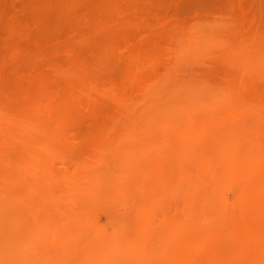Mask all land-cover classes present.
Returning <instances> with one entry per match:
<instances>
[{"label": "rangeland", "instance_id": "rangeland-1", "mask_svg": "<svg viewBox=\"0 0 264 264\" xmlns=\"http://www.w3.org/2000/svg\"><path fill=\"white\" fill-rule=\"evenodd\" d=\"M34 1L39 2L0 0V264H29L31 258L30 264L38 258L44 264H83L84 258L87 264H123L121 251L126 252L121 258L125 260H129L128 252H134V259L124 264H200L201 259L204 264L211 262L210 256L215 264H264V101L253 86L244 85L247 77H258L264 89V62L260 64L264 60V10L253 24L246 0H141V4L120 0L116 14L127 20L120 21L127 29L120 51L131 61L130 74L136 84L114 85L112 78H119L110 71L112 57L101 59L107 64L95 81L92 71L85 70L94 56L93 47L101 51L107 44L109 18L95 13V18L99 16L95 21L79 19L71 25L59 18L50 0L51 7H43V0L38 5ZM77 15L69 13L68 17ZM250 24L252 30L247 28ZM135 29L141 30V36ZM138 43L141 56L136 55ZM237 43L243 46L235 49ZM81 69L84 72L78 74ZM137 74L141 75L134 78ZM124 89L133 93L119 104ZM57 97L67 101L72 97L77 107L59 118L53 134L48 132L54 126L49 119ZM36 105L41 109H35ZM17 109L30 119L49 118L31 132L26 120L12 121ZM212 127L224 140H216ZM46 136L60 145L51 143L50 148L37 150ZM220 141H228L224 143L227 149L222 150ZM31 143L47 153L39 152L44 165L36 162L40 160L36 151V159L29 155ZM27 161L36 162L42 174L38 178L36 173L38 183L25 174L31 171ZM123 173L124 178H119ZM220 184L223 191L216 189ZM47 218L53 219L54 228L48 225L53 237L36 238L33 245L37 248L28 247L31 253L40 252L34 262L35 253L29 259L25 245L33 233L28 235L27 230L32 225L37 229L39 221L49 223ZM149 221L156 231L158 225L159 229L165 226L163 235L169 242L165 255L157 250L163 237L159 231L154 235ZM115 222L123 231L112 237L118 231L110 230ZM102 230L107 249L101 246ZM105 231L111 233L105 235ZM166 231L173 234L172 240H167ZM98 240L100 247L93 244ZM115 241L121 243L119 247ZM91 244L104 248L100 252L95 247L92 253L104 252L106 258L101 255L96 260L91 253L86 260L90 254L85 247Z\"/></svg>", "mask_w": 264, "mask_h": 264}, {"label": "bare ground", "instance_id": "bare-ground-1", "mask_svg": "<svg viewBox=\"0 0 264 264\" xmlns=\"http://www.w3.org/2000/svg\"><path fill=\"white\" fill-rule=\"evenodd\" d=\"M44 1V5H42L43 7L45 6V5H49L50 6V3H48L47 2V0H43ZM55 1V2H54ZM122 1H124V0H122ZM121 1V2H122ZM127 1V0H126ZM134 1V3H135V1H136V3L137 4H141V0H133ZM246 1H249L250 2V4H249V6L247 7V10H246V12L247 13H251L252 14V16H253V19L251 20L252 21V23L253 24H255L256 23V18H257V16L259 15V13L260 12H263V10H264V2L263 1H260V0H246ZM35 3L37 2V1H34ZM39 2H40V0H39ZM38 2V3H39ZM50 2H52V4H51V6H55V7H57L58 8V10H59V13H58V15H59V18L61 19L62 17H63V19L65 20V22L66 23H68V24H71V25H73V24H77L78 22H79V19H80V22H89V21H95L97 18H99V16L101 15H106L108 18H109V20L111 21L110 23H109V25L107 26V30H106V32H105V37L107 38V44L103 47V49L100 51L99 50V47H93V51H94V56L93 57H91V59H92V61L90 62V63H88L86 66H85V70H90V71H92L90 74L91 75H93V80L95 81V76H98L102 71H103V67H104V65H106L107 63H103L102 61H101V59L103 58V57H112L113 59H114V61H113V67L111 68V72L113 73V76H114V74H116V78H119V79H115V77H113L112 78V80L114 79V80H116V81H112V83L114 84V85H118L120 82L122 83V84H120V85H123L124 83V85H126V84H128L129 82H131L132 81V78L133 77H131V70H132V66H131V61H129L128 59H126L125 58V55H124V52H122V51H120V45H121V41H122V38H124L123 36H124V32H125V30H127V29H125V27L123 28V27H121V23H127V20L125 21L124 19H122V20H120V18H118L119 16L116 14V8H117V6L120 4V0H50ZM54 2V3H53ZM38 3H36L37 5H38ZM125 3V2H124ZM42 4H43V2H42ZM50 6V7H51ZM46 9V8H45ZM138 11H140L138 14H141V7L139 6L138 7ZM78 14L77 16H73V17H68V14ZM95 13H99V16L97 17V18H95L94 17V15L93 14H95ZM129 14V13H128ZM123 16V15H122ZM128 16V15H127ZM127 16L125 17V16H123V18H127ZM120 21H121V23H120ZM123 21V22H122ZM68 26H70V25H68ZM103 26H105V24L103 25ZM102 26V27H103ZM82 28V25H81V27H80V29ZM247 28H248V30H252L253 29V26H252V24H250L249 26H247ZM125 29V30H124ZM133 29H131L130 28V32L132 31ZM128 32H129V28H128ZM134 33L135 34H137V35H139V36H141V30H134ZM126 34V33H125ZM238 41H244V40H246V39H244V38H238L237 39ZM60 43H62V42H60ZM59 43V44H60ZM62 44H64V43H62ZM243 46V44L242 43H237L236 44V46H235V49H239V48H241ZM136 47L137 48H135L136 49V55H139V56H141V43H138L137 45H136ZM135 49L133 50V51H130V52H135ZM138 51H139V53H138ZM127 52H129V51H127ZM128 53V54H131V53ZM138 56V57H139ZM131 58V57H130ZM141 58V57H140ZM132 59V62L134 63V62H136V58H134V60H133V58H131ZM262 62H264V60H262L261 62H260V64L262 63ZM121 64H124L122 67H121ZM134 65H136V63L134 64ZM262 65V64H261ZM263 67V66H262ZM137 68V67H136ZM138 69V68H137ZM139 71H140V69H139ZM84 72V70L83 69H81L79 72H78V74H81V73H83ZM139 73V72H138ZM141 74H137L134 78H138L139 76H140ZM118 76V77H117ZM261 79V78H260ZM119 80V81H118ZM138 81V80H137ZM116 82H119L118 84L116 83ZM133 83H134V85L136 84V81L134 82V81H132ZM245 82V84L244 85H250V86H253L254 87V89H255V93H257V97L258 98H260V99H263V100H261V101H264V89H260V84H259V81H258V77L256 78V79H254V80H252V79H249L248 77H247V80L246 81H244ZM249 82V83H248ZM132 83V84H133ZM19 85V87H20V85L21 84H18ZM29 86V85H28ZM129 86V85H128ZM22 87V86H21ZM25 87H27V86H25ZM136 87V86H135ZM132 88H133V90H134V87H132L131 86V90H132ZM20 89H22V88H19V90ZM126 89H124L123 91H122V96H123V98L118 102L119 104H121V103H124V101H126V100H128L130 97H131V95H132V91H128V90H126ZM22 91V90H21ZM128 92V93H127ZM111 99L113 100V102H116L117 101V97H111ZM75 100L72 98V97H70L69 99H68V101L67 100H63V97H57V98H55L54 99V102L57 104V106L55 107V109H54V111L52 112V115L50 116V121H53L54 122V126H53V128H51V129H49L48 130V132H52L53 134H54V132H55V127L57 126V123H58V120H59V118H62L66 113H67V111H68V113H70V109L72 108H74V107H77V105L75 106V104H77V103H75L74 102ZM74 106V107H73ZM34 108V107H33ZM35 109H37V110H40L41 108H40V105L39 106H37L36 105V107H35ZM71 109V110H72ZM43 111V110H42ZM41 111V112H42ZM97 112V111H96ZM14 113H12L11 114V116L13 115ZM72 114V113H71ZM26 114H25V112L24 111H22V110H19L18 111V109L16 110V113L14 114V116H12L11 117V119H12V121L13 122H16V120L18 119V118H21V119H23V120H26L28 123H29V125H30V127H31V132L33 131V127L34 126H43V125H45V123L48 121V119L47 118H49V117H47V116H45V115H41V116H38L37 118H34V119H30V118H27L26 116H25ZM233 117H235L236 116V113H234L233 115H232ZM233 117H231V118H233ZM241 117V116H240ZM239 116H238V118H240ZM99 124V123H98ZM102 126H105V125H102ZM101 126V127H102ZM92 127H94V126H92ZM98 127H99V125H98ZM96 128V127H95ZM97 130H98V133L99 134H101L100 133V128H96L95 129V131L97 132ZM100 130V131H99ZM208 130V129H207ZM207 130H204L203 132L205 133H210V132H207ZM212 130H214V128L212 127V129L210 130V131H212ZM89 131H90V129H89ZM93 131H94V129H93ZM92 131V134H93V136L96 134V133H94ZM216 131V132H215ZM103 132V131H102ZM108 132V131H107ZM213 132H215L214 133V136H215V138H216V140L217 139H219V140H224V139H222L221 137H222V133L221 132H219V130H217V129H215L214 131H212V133L211 134H213ZM218 132V133H217ZM104 133V132H103ZM219 133H221L220 135H218ZM87 134H89V133H87ZM92 134H89V135H92ZM210 134V135H211ZM216 135H218L219 136V138H218V136H216ZM96 136V135H95ZM94 136V137H95ZM99 135L97 134V137H98ZM102 136H104V134H102ZM101 136V137H102ZM49 136H46V138H45V140L47 141H43V142H41L39 145H38V147H36V149L37 150H39V148H41V147H45V148H50V144L52 143V145H55V143H57V144H59V142H57V141H55L54 139V141L52 142H49L48 140H50L51 138H53V137H51L50 139L48 138ZM105 137V136H104ZM205 137V136H204ZM211 139H213V136L211 135ZM224 137V136H223ZM100 138V137H99ZM203 139V138H202ZM95 140V139H94ZM100 139H98V141H99ZM104 140H105V138H104ZM103 140V138L101 139V141L100 142H103L104 141ZM215 140V139H214ZM215 140V141H216ZM185 141V140H184ZM187 141V140H186ZM191 142H194V141H192V140H190ZM190 141H188V142H190ZM96 142V141H95ZM99 142V143H100ZM226 142H228V141H225L224 143L226 144ZM45 143H46V145H45ZM60 143H62V142H60ZM185 143H187V142H185ZM220 143H221V141H220ZM223 142L221 143V144H223L222 145V147L224 146V148H222V150H225V149H227V146H225V144H224ZM231 143V142H230ZM42 144H44L43 146H42ZM219 144V143H218ZM49 145V146H48ZM60 145V144H59ZM101 145V144H100ZM228 145V144H227ZM33 144L31 143V150H33V151H29L30 153H29V155H31V156H34L35 155V152L34 151H36V153H37V157L36 158H38V156H39V158L38 159H40V160H37L36 158H35V156H34V159H36V162H40L42 165H44L45 163H43V160L42 159H44V157L43 156H41V154L40 153H42V154H47L46 152H40V151H37L36 149H34L33 147ZM41 146V147H40ZM46 146H48V147H46ZM154 146V145H153ZM156 146V145H155ZM229 146V145H228ZM55 147V146H54ZM218 147H219V145H218ZM226 147V148H225ZM231 147V146H230ZM41 149H43V148H41ZM40 149V150H41ZM156 149H157V147H156ZM97 150V149H96ZM100 150V149H99ZM134 150H136V149H134ZM229 150H230V148H229ZM98 151V150H97ZM231 151H232V148H231ZM32 152H33V154H32ZM40 152V153H39ZM132 152V151H131ZM221 152H223V151H221ZM235 152V151H234ZM40 155H39V154ZM230 153V152H229ZM236 154V153H235ZM233 155V154H232ZM31 156H29V158L31 159ZM40 156L41 157H43L42 159L40 158ZM67 156V155H66ZM33 158V157H32ZM66 158V157H65ZM231 159H232V157H230ZM67 159V158H66ZM71 159V158H70ZM69 159V160H70ZM204 159H205V157H204ZM230 159V160H231ZM47 160V159H46ZM46 160H44V162H46ZM202 161H201V163H204V160L203 159H201ZM32 161V160H31ZM42 161V162H41ZM30 165L32 164V162H30V161H27ZM36 162L34 161V163L36 164ZM38 162V165H40V163ZM232 162H234V160L232 161ZM231 162V163H232ZM236 162V161H235ZM28 163H27V166L28 167H30V170L31 171H29V170H26V172H25V174L27 173V175L28 174H30L32 177H30V178H32V179H36L37 177L38 178H41L40 177V175H42L41 173L39 174L38 173V171L39 170H37L36 169V167L34 166V163H33V165H31V166H29L28 165ZM69 163V162H68ZM119 164V163H118ZM132 164V163H131ZM164 164H166V163H164ZM125 165H128V163L127 164H125ZM37 166V165H36ZM172 165H170V167H171ZM181 166V165H180ZM179 166V167H180ZM34 167L35 169H36V171H35V169H33L34 170V172H33V170H32V168ZM40 167V166H39ZM118 167H119V165H118ZM121 167L122 168H124V164L122 165L121 164ZM163 167V166H162ZM165 167V166H164ZM168 166H166V168H167ZM41 169V168H40ZM162 170H165V169H162ZM29 173H28V172ZM41 172H43V173H45L44 172V170L42 171V169L40 170ZM122 171H124L123 169H122ZM125 171H127V170H125ZM166 171H168V170H166ZM165 171V172H166ZM174 171V170H173ZM162 172V171H161ZM35 173V176H33V174ZM39 174L38 176H37V174ZM125 173V172H124ZM124 173L122 174V176H120L119 178H124L123 176H124ZM171 173H172V171H171ZM174 173H175V171H174ZM126 174V173H125ZM129 174V173H128ZM167 174H168V172H167ZM47 175V174H46ZM132 175V174H131ZM37 176V177H36ZM44 176V175H43ZM42 176V177H43ZM54 176V175H53ZM126 176V175H125ZM133 176V175H132ZM132 176H130V177H132ZM166 176V175H165ZM25 177H26V175H25ZM29 177V176H28ZM50 177H52V176H50ZM129 177V178H130ZM167 177V176H166ZM179 176H177V178H178ZM38 178H37V183L39 182L38 181ZM46 178V177H45ZM57 178V177H56ZM129 178H127L128 180H129ZM167 178H169V177H167ZM25 179H27V178H25ZM34 179V180H35ZM49 179V178H48ZM55 179V178H54ZM28 180H30V179H27V181ZM43 180V179H42ZM121 180V179H120ZM119 180V181H120ZM124 180V179H123ZM48 181V180H47ZM52 181V180H51ZM125 181H127V180H125ZM55 182V180H53V183ZM122 182V181H121ZM30 182L28 181V183L27 184H29ZM40 183H42V182H40ZM45 183V182H44ZM56 183V182H55ZM59 183V182H58ZM168 183V182H167ZM225 183H226V181H225ZM26 184V183H25ZM32 184V183H31ZM46 184V183H45ZM51 184V183H50ZM49 184V185H50ZM224 186H226V184H224V182L222 183ZM39 185H41L42 186V184H39ZM38 185V186H39ZM46 185H48V184H46ZM45 185V186H46ZM180 185H182V184H180ZM223 185L221 186V184L219 185V186H221V187H219V186H216V189H218V190H220V191H223V190H221V188L223 187ZM32 186H35V185H33L32 184ZM37 186V187H38ZM45 186H43V188L45 187ZM182 186H184V185H182ZM114 187H116V186H114ZM119 187V186H118ZM160 188L159 187V185H157L156 186V188ZM39 188V187H38ZM47 188V187H46ZM169 188V187H168ZM225 188V187H224ZM29 189V188H28ZM35 189L36 190H34V187L32 188V191L34 190V191H38V189L36 188V186H35ZM40 189V188H39ZM45 189V188H44ZM116 189H118V190H120L119 188H117L116 187ZM172 189V188H171ZM171 189H168V190H171ZM30 190H31V187H30ZM43 190V189H42ZM128 190H131L130 189V187H129V189ZM156 190H158L159 191V189H156ZM218 190H216L217 192L216 193H218ZM226 190V189H225ZM29 191V190H28ZM27 191V192H28ZM33 191V192H34ZM155 191V190H154ZM30 192V191H29ZM33 192H31V193H33ZM39 192V191H38ZM40 192H42V191H40ZM168 192V191H167ZM167 192H166V194H167ZM173 191H171L170 193H172ZM30 193V194H31ZM165 193V192H164ZM175 193H176V191H175ZM29 193H27V195H28ZM29 194V195H30ZM158 194H160V193H158ZM236 195V194H235ZM32 196V195H31ZM163 197L165 196L166 197V195L164 194V195H162ZM216 196V195H215ZM226 196H228L227 194H226ZM240 196V195H239ZM46 197H48V196H46ZM161 198V194H160V196H159V199ZM224 199L226 198L225 196L223 197ZM230 197H228V199H229ZM43 199H45V198H43ZM49 199H51V198H49ZM49 199H47L48 201H49ZM227 199V198H226ZM225 199V200H226ZM237 199H239V198H237ZM42 201H45V200H42ZM153 201V200H152ZM155 201H156V198H155ZM51 202H52V200H51ZM220 202L222 203L223 201L222 200H220ZM50 203V202H49ZM150 203V202H149ZM148 203V204H149ZM228 203V202H227ZM150 204H152V203H150ZM159 204V203H158ZM226 204V203H225ZM221 205H224V203L223 204H221ZM152 206V205H151ZM155 206H157V203H156V205H154V207ZM226 207H227V204L225 205ZM224 206V208H226ZM156 209V208H155ZM154 209V210H155ZM228 210H229V208H227ZM153 212V211H152ZM156 212V211H155ZM229 212H231V208H230V211ZM143 213V212H142ZM228 213V212H227ZM153 214V213H152ZM151 214V215H152ZM143 215V214H142ZM109 216V215H108ZM207 216H209V215H207ZM205 217V216H204ZM209 217H211V218H213V217H220V218H223L222 216H216V215H210ZM58 219V218H57ZM109 219V218H108ZM206 219V218H205ZM47 220H49V218H47ZM51 220V219H50ZM50 220H49V223H48V221H47V223L46 222H44V224H42L40 221L38 222V223H40V225L37 223V224H35V225H38V227H37V229H32V226L31 227H29V228H31L30 230L31 231H29V230H27V234L29 235V234H35V235H30V236H32L31 238H30V236L27 238V239H29L28 241H26V249H27V251H29L28 250V247H30L31 245H32V247L34 246L33 245V243H34V241H35V239L36 238H39L40 237V239H48V238H50V236H51V234H49L50 233V228L48 227V225H51V223H52V220H51V222H50ZM112 220V221H111ZM113 220L114 219H112V217L110 216V224H111V222L113 223ZM150 220V219H149ZM199 221V220H198ZM198 221H196V222H198ZM202 221V220H201ZM54 223H55V221H53ZM53 223V224H54ZM182 223V222H181ZM33 224H34V222H33ZM115 224L116 225H114L113 224V228H111L110 230H113V231H116V230H118L117 231V233L116 232H114V233H116L115 234V236H112V237H116V235H118L121 231H123V230H121L120 231V227L121 226H117V222H115ZM148 226L150 227V225L151 226H153L152 224V222L150 223V221L148 222ZM35 225H34V227H35ZM119 225V224H118ZM30 226V225H29ZM44 226H46V227H44ZM52 226L53 225H51L50 227H51V229H52ZM110 226V225H109ZM112 226V225H111ZM157 226V225H156ZM186 226V225H185ZM35 227V228H36ZM48 227V228H47ZM114 227H117V228H114ZM158 227V230L156 231L155 229H154V226H153V231L155 230L156 231V233H155V231H154V235H156L157 233H158V231H159V233H158V236H160L161 235V237H163L162 239L159 237V239H161V240H163L164 239V233H165V231H164V229H165V226L163 227V228H161V229H159L160 227H159V225L157 226ZM53 228H54V226H53ZM122 228H123V226H122ZM174 228V227H173ZM47 229V230H46ZM146 229L147 230H145V231H147L146 233H149V234H146L147 236H149L150 238H151V236H153L152 235V233H151V231L149 230L148 231V228L146 227ZM171 229V228H170ZM32 230H34V231H32ZM37 230V231H36ZM43 230H45V231H43ZM103 230H105V229H103ZM102 230V233L100 232V234L101 235H103V231ZM205 230V229H204ZM28 231L29 232H31V233H28ZM48 233H47V232ZM52 231V230H51ZM106 231H108V230H106ZM106 231H105V235H107V234H109V233H111L110 231L106 234ZM113 231H112V234H113ZM161 231H163L162 233H161ZM36 232V233H35ZM178 232V231H177ZM45 233H47V234H45ZM151 233V234H150ZM176 233V232H175ZM49 234V236H45V235H48ZM111 234V235H112ZM160 234V235H159ZM168 233H167V231H166V234L165 235H167ZM177 234V233H176ZM27 235V236H28ZM37 235H39V236H37ZM40 235H43V236H40ZM57 235V234H56ZM110 235V236H111ZM114 235V234H113ZM141 236H143L142 235V233L140 234ZM206 235V234H205ZM204 235V236H205ZM104 236V235H103ZM103 236H99V238L101 239V241H97V242H95V243H93V244H95L96 246L97 245H99V247H100V244H101V246L102 247H104V248H106L107 249V246H106V244L108 243V242H106L104 239H106L107 240V238L105 237V238H103V240H102V237ZM110 236H107V237H110ZM140 236V237H141ZM147 236H146V239L145 240H147L148 238H147ZM172 236H173V234H168V236L166 237L167 238V240H169V238L172 240ZM42 237V238H41ZM45 237V238H44ZM51 237H53V236H51ZM118 237V236H117ZM230 237V235H228V238ZM174 238V237H173ZM232 238V237H231ZM40 239H38V241L40 240ZM111 239V238H110ZM109 238H108V241L110 240ZM118 240V242L120 241L121 242V240L119 239V238H117ZM142 239H143V237H142ZM205 239V238H204ZM203 239V240H204ZM210 238L208 237V240H209ZM37 240V239H36ZM45 240V241H46ZM84 240H85V238H84ZM83 240V241H84ZM112 240H114V239H112ZM112 240H110V241H112ZM116 240V239H115ZM160 240V242H162L161 243V250H159V249H157L158 250V252L159 251H161V252H165V251H167V250H165V249H167L168 248V244H169V242H168V244H167V242H165V239H164V242L163 241H161ZM207 240V241H208ZM42 241H44V240H42ZM104 241V242H103ZM117 241H115L116 242V244L118 243ZM201 241V240H200ZM210 241V240H209ZM37 242V241H36ZM40 242H41V240H40ZM40 242H37V243H40ZM101 242V243H100ZM134 242H135V240H134ZM137 242V241H136ZM135 242V243H136ZM250 242V241H249ZM100 243V244H99ZM106 243V244H105ZM114 243V242H113ZM122 243V242H121ZM120 243V244H121ZM125 243H129V242H127V241H125ZM125 243H123V244H125ZM130 243L132 244V245H135V244H133L132 243V241H130ZM171 243H172V241H171ZM170 243V244H171ZM85 244V243H84ZM83 244V248H84V245ZM93 244H91V245H87V247H85L87 250V252H89V253H87L86 251H84L85 249H83V254H85V252H86V254L87 255H89L90 254V256H88V259L86 258V260H88L89 261V257H91V253H92V251L93 252H96L97 251V249H99V247H96L95 245H93ZM109 244H110V242H109ZM120 244L118 243V245H116V246H120ZM162 244H164V245H162ZM166 244V245H165ZM37 245V244H36ZM104 245V246H103ZM126 245H128V244H126ZM38 246V245H37ZM37 246H34V247H36L37 248ZM94 246V247H93ZM116 246H115V248H116ZM123 246V245H122ZM131 245H129L128 246V248L130 247ZM136 246V245H135ZM135 246H133V247H135ZM163 246L165 247L164 248V250L162 249L163 248ZM199 246H201V245H199ZM33 247V248H34ZM92 247H93V249H92ZM95 247H96V251L94 250L95 249ZM102 247H101V249H102ZM132 247V246H131ZM33 248H29L30 250H32ZM58 248V247H57ZM62 248V247H61ZM61 248H59V249H61ZM66 248V247H65ZM103 248V249H104ZM109 248V247H108ZM121 248V247H120ZM124 248V247H123ZM125 248H127L126 246H125ZM124 248V249H125ZM156 248V247H155ZM157 248H158V245H157ZM200 248V247H199ZM241 248V247H240ZM244 248V247H243ZM63 250H64V247L62 248ZM82 249V248H81ZM89 249L91 250V251H89ZM101 249H99L100 250V252H101ZM103 249H102V251H103ZM110 249V248H109ZM134 249V248H133ZM35 250V249H34ZM38 250V249H37ZM53 250V249H52ZM62 250V251H63ZM98 250V251H99ZM112 250H114L113 249V247H112ZM163 250V251H162ZM82 251V250H81ZM109 251V250H108ZM119 251V250H118ZM30 253H31V251H29ZM28 252V253H29ZM48 252V251H47ZM50 252V251H49ZM48 252V253H49ZM80 252V251H79ZM100 252H98L99 254H101V255H103V253H100ZM110 252V251H109ZM113 252V251H112ZM115 252V251H114ZM122 253H123V255L126 253H124L123 251H121ZM121 252H119V255L121 254ZM128 252V251H127ZM157 252V251H156ZM157 252V253H158ZM242 252V251H241ZM33 253H35L33 256H32V254ZM38 253H40L39 252V250H38ZM37 251L36 252H32L31 254H28V257L31 255V257H33V259L35 258V260H34V262L36 261V257L35 256H38L37 254ZM69 253V252H68ZM78 253V252H77ZM82 253V252H81ZM81 253H79L80 255H81ZM116 253V252H115ZM132 253H134V252H132ZM131 253V251H130V253L128 252L127 254H130V257L133 255ZM157 253H156V255H157ZM162 253V254H163ZM43 254V253H42ZM74 254V252H72V255ZM78 254V255H79ZM83 254H82V256H83ZM111 254V253H110ZM113 254V253H112ZM126 254V255H127ZM132 254V255H131ZM52 255V254H51ZM57 255V254H56ZM56 255H54L53 254V256H56ZM87 255H86V257H87ZM93 255L95 256L96 255V253H92V258H93ZM101 255H96L97 256V258H95L96 260L97 259H99V256H101ZM105 255H106V253H105ZM105 255H103V257L102 258H106L105 257ZM108 255H109V253H108ZM118 255V257H120ZM123 255H121V257H120V261L124 264L125 262H127V261H129L130 259L132 260V259H134V258H130L129 257V255H128V259L129 260H125L126 259V257L124 258V259H121L122 258V256ZM163 255H165V253L163 254ZM207 256L209 255H212V254H206ZM74 256V255H73ZM72 256V257H73ZM75 256H76V254H75ZM85 256V255H84ZM107 256V255H106ZM160 256V255H159ZM200 256H202V255H200ZM58 257V256H57ZM117 257V259H119ZM157 257H158V255H157ZM193 257V256H192ZM205 257V256H204ZM211 258H212V260H211V262L208 260L207 261V263H204V264H208L209 262H210V264H212L214 261H213V259H214V257L213 256H210ZM243 257V256H242ZM78 258H80V260H81V258H82V260H83V257H78ZM92 258H90V259H92ZM101 258V257H100ZM165 258V257H164ZM199 258V257H198ZM29 259H30V257H29ZM32 259V258H31ZM30 259V262H29V264L30 263H32V261L33 260H31ZM40 258H38L37 259V263H35V264H39V262H40V264H42L43 262L40 260L39 262H38V260H39ZM94 259V258H93ZM112 259H114V258H112ZM163 259V258H162ZM201 259V258H200ZM200 259H198V261L200 260ZM205 260L207 259V258H204ZM79 259L77 260V259H75V261L74 262H78V261H80ZM100 260V259H99ZM98 260V261H99ZM110 257H109V262H110ZM115 260H116V258H115ZM115 260H112L111 262L113 263ZM124 262H123V261ZM197 260V259H196ZM54 261H56L55 259H54ZM53 261V262H54ZM59 261V260H58ZM60 261H61V259H60ZM58 262V263H61V262ZM95 261V260H94ZM120 261H118V262H120ZM162 261V260H161ZM197 261V262H198ZM203 260L201 259L200 260V264H203V262H206V261H203ZM213 261V262H212ZM33 262V263H34ZM52 262V261H51ZM57 262V261H56ZM65 262V261H64ZM76 262V263H77ZM85 262V258H84V260H83V264H87L86 262ZM91 262V264H93L92 263V261H90ZM105 262V261H104ZM108 262V263H109ZM63 263V262H62ZM61 263V264H62ZM79 263V262H78ZM100 263H102V262H100ZM116 263V261L114 262V264ZM191 263H192V261H191ZM240 263V262H239ZM44 264V263H43ZM53 264V263H52ZM71 264H74V263H71ZM80 264V263H79ZM81 264H82V262H81ZM88 264H90L89 262H88ZM96 264H98V262L96 263ZM103 264V263H102ZM110 264V263H109ZM213 264H215V263H213Z\"/></svg>", "mask_w": 264, "mask_h": 264}]
</instances>
